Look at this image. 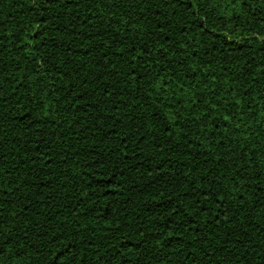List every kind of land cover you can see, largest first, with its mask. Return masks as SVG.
Returning <instances> with one entry per match:
<instances>
[{
	"label": "trees",
	"instance_id": "obj_1",
	"mask_svg": "<svg viewBox=\"0 0 264 264\" xmlns=\"http://www.w3.org/2000/svg\"><path fill=\"white\" fill-rule=\"evenodd\" d=\"M66 3L0 0V211L11 239L0 264H264V232L255 230L264 216V0L236 8L244 23L235 31L216 19L217 7L205 23L219 40L183 33L194 17L181 8L171 15V5L153 15L141 0ZM166 17L172 27L162 29ZM151 31L160 34L155 45ZM143 40L150 65H163L162 45L172 56L194 43L200 55L185 67L201 70V89L203 72L214 70L245 123L224 121L223 105L215 127L195 119L200 104L168 108L154 92L149 100V77L137 82ZM183 83L191 96L196 89ZM209 188L224 189L221 212L231 208L219 223L215 204L211 217L194 215L193 200L203 204ZM184 218L196 223L180 228Z\"/></svg>",
	"mask_w": 264,
	"mask_h": 264
},
{
	"label": "snow or ice",
	"instance_id": "obj_2",
	"mask_svg": "<svg viewBox=\"0 0 264 264\" xmlns=\"http://www.w3.org/2000/svg\"><path fill=\"white\" fill-rule=\"evenodd\" d=\"M47 2L53 3L57 2V0H47ZM141 2L145 4L151 3V7L157 8V12L153 13V15H159L160 9L167 8L169 5L173 7V12L171 13V15L178 14L176 11L177 8L183 9L186 13L190 11L194 19L185 25H180V30L183 33H189L195 31L196 29H199L204 36H208L209 38L214 40H219L221 37L215 32L209 33L207 25L205 23L206 18L211 17L213 12L216 11L217 7H219L220 12L216 16V19L222 21L225 24H232V30L235 31L237 28H240L241 25L244 23V21L241 20V13L237 12L236 8H250L251 0H195V4L199 5L198 8L194 6L193 0H141ZM71 4L72 0H67L65 6H71ZM229 8H231L232 11L229 13V17L225 19L224 12L227 11ZM198 12H203L204 15L197 16ZM141 19H149V17L146 13H142ZM126 23L129 26L131 25V21ZM159 23L162 29L172 27L171 19L168 17H166L164 21ZM41 24L46 26L48 24V21L46 19H42ZM193 25H195V28H193ZM46 31L47 28L45 27L44 31H37L33 33L35 41L42 43V38H45ZM145 35L149 37L153 45H155L156 40L160 38V34L156 33L155 31L146 32ZM138 39H143V37H138ZM188 39L194 41V37H188ZM225 39L227 38L225 37ZM0 42H2V35H0ZM148 43L149 40H143V44L141 45L142 63L140 67L143 69L144 75L138 76L137 82H139V80H144L145 76L149 77L147 81L149 87V100L152 99V93L154 92L156 93V99L165 101V107L168 108H172L174 104H183L184 99H187L189 101L188 106L191 108H196L197 104H200L203 106V110L201 111L200 116L196 117L195 119L200 122L208 121L215 127H218L219 125L216 124L218 117L214 115V113H218L220 110V106L223 105L225 110L228 112V115H225L223 117L224 121L239 118L241 120V123H245V121L243 120L244 111L239 107L238 102L229 99L228 95H222V93H230V91H234V89H231V86L229 89H225L222 85L216 84L214 70L209 69L208 71L203 72V77L209 80V85L206 86L204 89H201L200 85L204 82V80L197 79V76L200 74L201 70L198 68H192L191 66L185 67L188 64V61L190 60L195 63V58L199 57L200 55V50L195 47L194 43L192 46V50L188 55H182V53H185L188 50L181 46L179 47L178 52L176 54L169 56L168 51H165L162 45L161 48L157 49V51L162 53V55L159 57V60H162L164 62L163 65H160L157 62H153L150 65L147 60L143 59V56H151V49L148 48ZM233 43L234 41L229 40L228 44L225 46H231ZM44 46L46 47V45ZM176 47L177 45L175 43L171 44L169 51ZM145 49H147V51H145ZM130 50L133 52L135 51L134 48H130ZM136 60L137 57L133 56L131 63L134 67L136 66ZM173 63L176 64V68L169 71ZM201 63L208 64L211 63V61L201 60ZM224 71H226V69ZM161 72H163L164 74L161 75ZM210 72L211 76L209 75ZM178 73L180 74L178 75ZM38 74L39 70H37V75ZM130 75L135 77L137 76V73L135 71H132ZM183 81L188 82L187 86L196 89V91H194L191 96H189L185 91L186 84L183 83ZM193 81H195V83H192ZM137 91H139V88H137ZM177 93H182L183 99L178 97ZM108 95L109 93L105 92V96ZM204 97H207V102H205ZM103 102L105 101H101V103ZM233 109H236L237 111L233 112ZM155 115L159 116V112L155 113ZM173 115H175V113H173ZM248 115H255V113L252 112L250 105L248 106ZM174 123L179 126L178 121H174ZM225 126L227 125L225 124ZM234 130L239 131L240 125H234ZM146 138L147 137H145V139ZM261 175H264V172H262ZM253 178L258 179V177ZM201 195L205 198L203 204H201V200L199 198L193 200V206L200 205V208L195 209L194 215L196 217L199 216L200 212H204L209 217H211L212 212L209 209L213 204L216 205V215L214 219L217 223L220 222L221 215H223L224 217H228V213L229 211H231V208H226L221 212L223 205L220 203V201L224 199L223 188H218L215 192H213L212 189L209 188L208 190L202 191ZM239 199L243 201L242 194L240 195ZM262 211H264V209H262ZM177 215H179V211L177 212ZM227 222L230 223V219ZM3 223L4 221L2 219V211H0V257L3 256V245L5 243H11V239L4 234V231L2 229ZM194 223H196L195 219L189 221L184 218L182 219V222L179 227L190 228V225ZM204 224L207 225L208 221L205 220ZM262 224H264V216L260 217V223L256 225L255 230L264 232V228L261 227ZM191 230L195 231V229ZM206 235L207 234H205V238ZM165 239H172L171 231ZM198 242L199 239H197V243ZM69 243H71V241ZM68 250L70 251V249ZM61 255H63V253H61ZM193 264H195V261H193Z\"/></svg>",
	"mask_w": 264,
	"mask_h": 264
}]
</instances>
